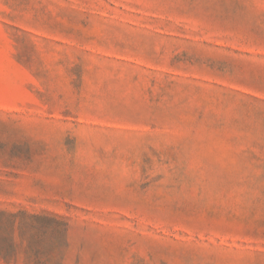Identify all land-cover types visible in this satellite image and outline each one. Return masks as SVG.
Listing matches in <instances>:
<instances>
[{"label": "rangeland", "instance_id": "obj_1", "mask_svg": "<svg viewBox=\"0 0 264 264\" xmlns=\"http://www.w3.org/2000/svg\"><path fill=\"white\" fill-rule=\"evenodd\" d=\"M0 264H264V0H0Z\"/></svg>", "mask_w": 264, "mask_h": 264}]
</instances>
